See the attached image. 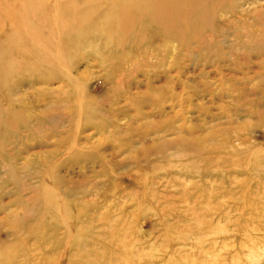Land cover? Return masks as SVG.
Listing matches in <instances>:
<instances>
[{
    "label": "rangeland",
    "instance_id": "rangeland-1",
    "mask_svg": "<svg viewBox=\"0 0 264 264\" xmlns=\"http://www.w3.org/2000/svg\"><path fill=\"white\" fill-rule=\"evenodd\" d=\"M211 1L186 43L149 41L115 66L97 42L68 78L0 87V120L18 118L0 140V264H168L186 187L218 167L246 179L264 152V0Z\"/></svg>",
    "mask_w": 264,
    "mask_h": 264
},
{
    "label": "bare ground",
    "instance_id": "bare-ground-1",
    "mask_svg": "<svg viewBox=\"0 0 264 264\" xmlns=\"http://www.w3.org/2000/svg\"><path fill=\"white\" fill-rule=\"evenodd\" d=\"M9 2L0 0V87L16 74L68 78L71 59L86 47L96 51L97 42L100 52H115V66L149 41L186 43L214 9L211 0H18L15 9ZM81 100L78 111L87 107ZM2 117L0 140L18 119ZM240 172L246 179L238 182L239 174L218 167L208 172L214 178L208 184L186 187L187 225L171 234L175 251L168 264H253L264 247V152L254 153ZM49 187L44 208L60 215L64 203Z\"/></svg>",
    "mask_w": 264,
    "mask_h": 264
}]
</instances>
